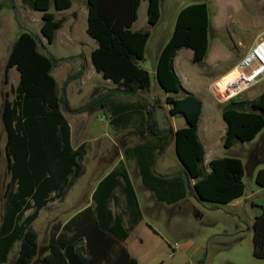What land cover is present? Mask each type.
<instances>
[{"label":"trees","instance_id":"1","mask_svg":"<svg viewBox=\"0 0 264 264\" xmlns=\"http://www.w3.org/2000/svg\"><path fill=\"white\" fill-rule=\"evenodd\" d=\"M21 1L41 13L40 34L48 45L52 44L64 22L55 13L70 9L71 0ZM143 1H147L149 29L134 31L132 26ZM160 1L86 0V33L96 43L90 54L91 63L104 80L115 85L114 91L118 93L135 94L150 87V75L139 62L144 59L150 29L160 20ZM210 27L206 3L186 5L177 13L173 32L156 59L155 78L166 93L168 113L181 116L186 123L184 127L160 130L144 100L107 101L110 126L117 133L131 128L142 141L123 149L124 157L136 159L144 187L167 205L187 195L198 202L224 205L245 192L241 159L216 158L208 163L209 172L205 171L204 151L198 138L202 101L186 90L183 96L176 97L182 86L174 71V59L180 50L189 49L191 62L205 65ZM40 48V39L23 31L13 42L6 61V69L15 68L19 81L11 89L13 98L6 96L0 109L8 170L0 218V264H31L38 253L42 256L41 264H139L123 245L132 228L141 221V214L133 186L121 164L97 184L90 206L65 223L51 227L46 246L39 250L32 224L49 203L64 200L84 172L82 160L86 155L84 144L72 147L70 126L63 115V110L68 111L65 86L59 93L51 74L54 60ZM85 67L82 64L78 77ZM95 104L91 102L85 111ZM221 117L226 126L225 149L251 142L264 129V89L255 100L236 98L222 105ZM171 141L185 174L157 175L154 161ZM263 150L264 142L256 149L258 156ZM190 180L194 181L192 185ZM254 180L264 189V168L256 172ZM252 231V255L264 260V205L253 219ZM16 243H19L17 253L9 259Z\"/></svg>","mask_w":264,"mask_h":264},{"label":"rangeland","instance_id":"2","mask_svg":"<svg viewBox=\"0 0 264 264\" xmlns=\"http://www.w3.org/2000/svg\"><path fill=\"white\" fill-rule=\"evenodd\" d=\"M71 2L70 9L63 13L56 12L58 18H64L63 25L56 32L53 43L43 46L45 41L40 34L41 13L29 9L21 0H0V109L6 96L10 100L13 98L11 89L17 85L19 78L15 68L6 69L10 48L19 33L29 32L40 39L42 43L40 50L54 60L51 74L56 80L58 92L61 93L62 87L65 86L64 98L68 111L63 110V115L70 126L72 147L77 148L84 144L86 148V155L82 160L83 176L70 188L63 201L49 203L39 212L32 224L33 231L37 235L39 250L46 246L53 225L65 223L90 203L91 189L96 179L90 178L89 171L103 170L105 166L112 164L121 149L123 152L124 143L130 144L139 139L131 128L117 133L112 126L107 127L106 120L110 116V111L106 109L107 101L109 98L119 96L113 90V83L95 73L91 65L89 68L85 67L81 76H77L82 64H85L83 59H90L91 49L96 47V43L86 34V0H71ZM192 3H206L208 6L211 21L210 54L204 61L205 65L198 66L191 62L189 49H183L178 53L175 59V72L181 80L182 88L176 97L183 96L186 90L196 93L203 101L202 125L204 122L209 123L213 131L211 143L216 146L220 142L219 134L224 126L221 117L222 104L215 100L208 87L211 83L223 79L241 60L253 40L264 32V0H161L160 20L150 29L151 35L146 44L144 59L139 62L143 69L151 73L150 87L146 91H138L133 96H127L126 99H135L139 96L145 98V102H149L151 107L149 113L151 115L153 111L155 113V116H152L154 121L158 119L159 123L166 122L165 96L157 86L153 69H155L158 50L173 32L177 13ZM146 7L147 1H144L140 17L132 30L149 29ZM73 14L77 16L75 24L73 18L75 19L76 16ZM263 89L264 80H259L243 92L239 99L255 100ZM94 101L96 104L92 109L85 111ZM101 104L103 107L100 106ZM184 123L181 116L175 115L173 122L175 128L183 127ZM259 136L260 134L254 141H257ZM253 142L237 143L229 150L225 149L222 143L215 149V153L220 158L237 157L245 165L247 160L235 154L247 152ZM5 143L6 132L0 117V218L2 196L8 182ZM94 144L98 146V150ZM166 150L165 163L170 167L177 165V157L171 143ZM115 151H118L116 155H114ZM262 168L264 163H260L256 171ZM244 181L247 185L246 193L249 188L253 191L257 190L253 179L245 177ZM251 201L255 203L254 206H249L247 202L244 208L234 214L236 218L234 217L233 220L237 219L238 229L233 223L230 225L231 219L215 212L206 214L201 220L190 217L186 222L188 237L183 238L177 233L168 232L167 223L162 219L153 222L159 233L158 236L141 228L127 241V248L131 255L138 259L139 264H264L263 259H257L252 255V230L250 225L247 228L251 223L250 219L261 212L260 207L264 205V191H259ZM224 227L229 229L231 236L210 238L213 233H218ZM135 236L142 238L141 245L138 244ZM176 245L180 247L177 248ZM18 248L19 243H16L10 258L16 255ZM41 259L42 256L38 253L31 264H41Z\"/></svg>","mask_w":264,"mask_h":264},{"label":"crops","instance_id":"3","mask_svg":"<svg viewBox=\"0 0 264 264\" xmlns=\"http://www.w3.org/2000/svg\"><path fill=\"white\" fill-rule=\"evenodd\" d=\"M143 2H141L140 7L138 9V14H137L138 17H137V20L135 21V23L138 21V19L140 17V10H141V7L143 5ZM52 12H55V10L53 9ZM63 12L64 11L59 12V13H63ZM76 20H77V16H76L75 19L73 18L74 24H75ZM146 20H147V16H146ZM86 24H87V17H86ZM134 24H133V26H134ZM134 31H137V30H134ZM210 31H211V27H210ZM263 33H261V34H263ZM43 40L45 41V39H43ZM254 40H253V42H254ZM165 43H163V45L160 47V49L158 50V53L161 50V48L165 45ZM44 45H48L46 43V41H45V44L43 42V46ZM94 48H92L91 51ZM182 50H180L178 53H180ZM158 53H157V56H158ZM178 53H177V55H178ZM190 53H191L190 56H191V59H192V51ZM209 54H210V49H209V52H208V56H209ZM177 55H176V57H177ZM176 57H175V59H176ZM156 59H157V57H156ZM175 59H174V71H175ZM83 61L85 62V65L88 66V68L91 65V67L94 70V67H93V65L91 63V57H90L89 60L84 58ZM12 69L13 68H11V70ZM94 72L97 73L95 70H94ZM148 73H149V75L151 74L149 71H148ZM97 74L100 75L99 73H97ZM153 74H154V77H155V69H153ZM18 77H19V75H18ZM177 77H178V75H177ZM155 80H156V78H155ZM18 81H19V78H18ZM107 81L110 82L109 80H107ZM179 81L181 83L180 78H179ZM110 83H112V82H110ZM156 83H157V81H156ZM157 86L159 87L158 83H157ZM114 88H115V85H114ZM114 88H113V90H114ZM188 92L193 93L194 95H196V93H194L192 91H188ZM118 94H119V96H117L116 98H109V100L111 99V101H116V102L136 103L137 101H143L145 99V98L143 99L142 97L139 96V97H137L135 99L128 100V99H126V97L127 96L128 97L129 96H133L134 94H123V93L122 94L118 93ZM164 96L166 97V93L165 92H164ZM241 100H244V98H242ZM202 105H203V107H202V113H203V111H204V103H203V101H202ZM147 106H149L148 107V110H149L151 108L149 102H147ZM164 108H165V110L167 112V116L165 118L166 122L165 123H159V121H157L158 120L157 119L155 121L156 124H157V127L160 130H166L168 127H170L173 131H175L176 129H178V128H175L174 125H173L175 116H171L168 113L169 105L166 102L164 103ZM106 109H108V106L106 107ZM202 113H201V115H202ZM154 114L155 113L153 111L152 116ZM106 121L108 123L107 127H109L110 126L109 119L106 120ZM202 123H203L202 122V116H200L199 125H198V138H199L200 143L202 144L203 151H204L203 167H204L205 171L208 173L209 172L208 163L211 160H213V159L220 158V157H218L216 155L215 149L218 148L223 143V137H224V134H225L226 126L224 124V126L220 130V134H219L220 142H218V144H216V146H214L211 143V137H212L213 131L210 129L209 123L208 122H204V125H202ZM185 125H186V123H184V126ZM179 128H181V127H179ZM263 130L264 129H262L261 132L259 133L260 136H259V139L257 141H254V140L259 134L251 141V142H253V141L254 142H253V145H252L250 150H247V152L244 151L245 153L240 152V153L235 154V155L242 156L245 160H247L251 154H256V156H257V158L259 160V163L257 164V166L260 163H264V150L261 152L260 156H258V154L256 153V149L260 148V145L264 142V131ZM132 132L134 133V130H132ZM133 136H136V135H133ZM112 143L114 144V142H112ZM140 143H142V141L137 138V140L135 142H133V143H130V144L129 143H124V146H125V148L134 147L135 145L140 144ZM170 143L172 145L173 152L175 153L174 142L171 141ZM94 146H96V150H98V146L95 145V144H94ZM167 150L162 152L160 155H158L156 157V159L154 161V165H153L154 172L157 175L166 176V177L172 176V175L180 173V172H182V174H185L184 167L180 163L176 153H175V155H176L177 161H178L177 165H173V166L170 167V166H168L167 163H165L164 157H165V154H166ZM122 153L123 152H122V149H121L120 152H119L118 157H116V159H114L112 164H109V165L105 166L103 170H100V171H96V170L89 171L91 173L90 174V178L96 179V182L92 186L91 194H90L91 195L90 203L86 207H88V206H90L92 204V194H93L97 184L104 177H106L111 171H113L117 166H119L120 164L123 165L125 170H126V173H127L128 177L130 179V182H131V184L133 186V189H134V192H135V196H136V200H137V204H138V208H139L140 214H141V221L136 226H134L132 228V230L129 233V236L127 237V239L123 243L124 247L127 249V251L129 252L130 255H131V253H130L129 249L127 248V244H126L127 241L133 235H135V233H137V231L139 229H141V228H145L150 233H152V235L158 236L159 233L157 232V229H156L155 225H153V222L156 223V222H158L159 220H162V219L167 223L168 232H171V234H172V232L174 234L177 233L183 238L188 237V232H186V225H187L186 222H188L190 217L193 216L194 219L201 220V219H203L205 217L206 214H211V213H215V212H217L219 215H221L224 218L231 219L232 222H230V225H232V223H233L235 225V228L238 229L239 225H238L237 219L233 220L234 217L236 218V216L234 215L235 212L240 210L241 208H244V206H245V204L247 202H249V206H254L255 203H253L251 201L252 198L254 196H256V194L259 191H264L263 188L258 187L256 185V183H255V185L257 187V190L253 191V190H251V188H249L248 192L246 193L247 185H246V183L244 181V183H245L244 195L242 197H240V198L228 203V204L218 205V204H213V203H209V202H198L192 195H187L184 199L178 201L177 203L171 204V205H167L165 203L159 202L155 198V195L153 194V192L150 191L149 189H147L146 187H144V185L142 184V181H141V177H140L139 170H138V167H137L136 159L133 156H130L129 158H126V157L123 156ZM256 167L254 169L253 176L251 178H249V179H253L254 180L255 174L258 171V170L256 171ZM83 174H84V172H83ZM83 174H82V176H83ZM132 174H133V176H132ZM134 177H135V179H133ZM244 179H245V177H244ZM193 182H194L193 180H190L191 185L193 184ZM254 182H255V180H254ZM86 207L80 209L78 212H80L81 210L85 209ZM111 210L114 212L116 209L112 206ZM253 219H254V217H253ZM253 219H250L251 223H249L247 225V228H249V225L251 226V230H252ZM226 222H228V220ZM228 236H231V234L229 233V229L224 227L218 233H213L210 238H212V237L226 238ZM252 236H253V231H252ZM135 239L138 242V244L141 245L143 243L142 238H140L139 236H135ZM178 247H180V245H178L177 248ZM133 258L136 259V257H133ZM9 259H12V258L9 257ZM136 260L138 262V259H136Z\"/></svg>","mask_w":264,"mask_h":264},{"label":"built area","instance_id":"4","mask_svg":"<svg viewBox=\"0 0 264 264\" xmlns=\"http://www.w3.org/2000/svg\"><path fill=\"white\" fill-rule=\"evenodd\" d=\"M232 71L234 76L223 86L219 79L208 87L215 100L222 105L239 98L257 81L264 80V33L254 40Z\"/></svg>","mask_w":264,"mask_h":264},{"label":"water","instance_id":"5","mask_svg":"<svg viewBox=\"0 0 264 264\" xmlns=\"http://www.w3.org/2000/svg\"><path fill=\"white\" fill-rule=\"evenodd\" d=\"M258 163H259V160H258L256 154H252V155L249 156V158L247 159L246 164L244 165L245 177L251 178L253 176L254 169H255V167L257 166Z\"/></svg>","mask_w":264,"mask_h":264},{"label":"bare ground","instance_id":"6","mask_svg":"<svg viewBox=\"0 0 264 264\" xmlns=\"http://www.w3.org/2000/svg\"><path fill=\"white\" fill-rule=\"evenodd\" d=\"M228 75V76H227ZM221 81H220V85L223 86L230 78H232L234 76V72H230L229 74H227Z\"/></svg>","mask_w":264,"mask_h":264}]
</instances>
